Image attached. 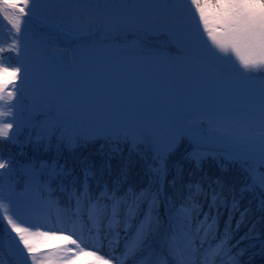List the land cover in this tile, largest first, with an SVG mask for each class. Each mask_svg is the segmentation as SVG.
<instances>
[{
  "label": "snow or ice",
  "instance_id": "obj_1",
  "mask_svg": "<svg viewBox=\"0 0 264 264\" xmlns=\"http://www.w3.org/2000/svg\"><path fill=\"white\" fill-rule=\"evenodd\" d=\"M41 7L60 17L61 24L55 27L67 25L74 31L107 29L124 33H163L177 43L179 61L191 60L220 82L234 73L250 87L258 86L261 104L259 156L260 166L264 168V75H261L264 73V0H0V18L7 21L9 31L15 36L8 49L0 47V53L7 50L19 57L22 39L27 52L28 25ZM27 80L25 64L12 65L0 57V139L14 135L11 130L15 109ZM68 142L74 141L69 137ZM177 142L173 139L157 149L158 166L151 169L155 173V190L150 185L138 193L129 188L125 195H118L119 186L127 177L125 168L113 181L111 190L105 183L96 195L89 185L95 173L86 169L79 190L75 180L70 191L61 188L67 193L64 207L51 199L50 190L48 198L41 194V206L57 208L55 223L40 216L33 207L18 211L11 192L8 203L0 198V219L7 222L6 231L10 229L15 233L8 238L10 256H15L16 264H77L81 256L92 257L89 264H215L218 257L221 264H238L228 247L230 225L226 226L223 239L216 236L218 229L214 226L219 212L217 216L204 212L203 220L199 219L202 205L195 197L209 195L199 183L187 186V198L178 209H169L167 227L160 220L158 204L167 175L165 161ZM204 158L199 152L191 154L197 166ZM8 166L9 162L0 159V169ZM249 168L255 173V168L251 165ZM33 180L36 182L35 178ZM252 180L254 186L264 188V172L258 177L253 175ZM175 182L174 178L173 185ZM214 183L221 190L218 192L209 184V210H218L223 203L220 181ZM97 187H100L99 181ZM167 199L165 194V202ZM145 204L146 209L142 207ZM236 207L233 199L232 208ZM243 215L241 213V220ZM56 238L68 243L51 250L41 249L43 242ZM104 242L112 250L107 256L101 254ZM117 249H120L118 254ZM0 264H5L3 258Z\"/></svg>",
  "mask_w": 264,
  "mask_h": 264
},
{
  "label": "rangeland",
  "instance_id": "obj_2",
  "mask_svg": "<svg viewBox=\"0 0 264 264\" xmlns=\"http://www.w3.org/2000/svg\"><path fill=\"white\" fill-rule=\"evenodd\" d=\"M57 24L60 17L41 7L28 25L26 53L21 40L20 56L34 73L32 92L57 105L58 118L70 133H123L134 139L153 135L157 148L185 134L199 146L260 162L258 86L250 87L234 73L220 82L191 60L179 61L177 43L163 33L74 31ZM6 182H0L5 203L11 192L18 211H44L33 189L21 196ZM52 212L53 207L43 213L54 223ZM56 239L54 247L51 240L40 247L50 250L68 243ZM111 251L104 243L101 254ZM12 259L5 264H16L14 255ZM91 260L81 256L77 264Z\"/></svg>",
  "mask_w": 264,
  "mask_h": 264
},
{
  "label": "trees",
  "instance_id": "obj_3",
  "mask_svg": "<svg viewBox=\"0 0 264 264\" xmlns=\"http://www.w3.org/2000/svg\"><path fill=\"white\" fill-rule=\"evenodd\" d=\"M9 29L7 21L0 18V47L5 49L15 38ZM0 57L6 63L16 65L21 62L28 68V80L23 85V94L15 110L14 135H10L9 139H0V159L9 162L7 168L0 169V182L7 181L13 188L21 189L26 181L37 177L47 184L51 196L56 197L61 207L67 203V193L62 192L61 188L70 191L75 180V187L79 190L86 169L95 173L90 177L89 185L96 195L105 183L111 190L113 181L125 168L127 177L119 186L118 195H125L129 188L138 193L150 185L155 190V173L151 170L158 166L155 138L134 139L123 133L112 135L110 132L70 133L61 122L54 119L52 102L32 92L29 81L33 72L28 62L7 50L0 53ZM69 137L73 143L68 142ZM177 141L165 161L167 175L164 196L166 194L168 199L165 202L160 197V220L163 218L164 205L176 207L187 198L189 184L199 183L209 193L207 198L204 195L195 197L202 208L208 205L211 200L209 184L219 192L220 186L214 183L219 180L223 189L219 215L207 208L210 216H217L218 222L214 227L220 230L223 219H227L224 225H230L228 242L239 238L240 243L244 244L245 252H235L238 264H264V188L253 185L252 177L245 167L246 163L248 167L251 164L248 161L241 162L234 155H215L203 150L185 135H181ZM194 152L205 157L199 166L191 159ZM259 168L264 172V168ZM54 172L56 175H53ZM255 172L258 173L257 169ZM174 178L176 182L173 185ZM98 181L100 187H97ZM233 199L237 202L236 209L232 208ZM241 213L244 214L243 220ZM6 228L7 222L0 219V246L2 237L8 238L12 234ZM0 258H3L1 254Z\"/></svg>",
  "mask_w": 264,
  "mask_h": 264
}]
</instances>
